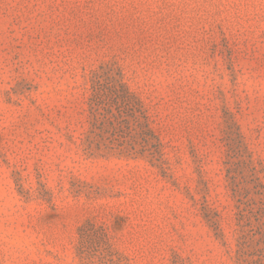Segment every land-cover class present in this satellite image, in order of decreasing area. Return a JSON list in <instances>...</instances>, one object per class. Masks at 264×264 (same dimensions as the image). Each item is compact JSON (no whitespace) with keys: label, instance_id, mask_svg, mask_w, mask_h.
<instances>
[{"label":"rangeland","instance_id":"rangeland-1","mask_svg":"<svg viewBox=\"0 0 264 264\" xmlns=\"http://www.w3.org/2000/svg\"><path fill=\"white\" fill-rule=\"evenodd\" d=\"M98 70L141 97L158 159L84 152ZM225 130L237 181L252 154L264 183V0H0V264H264Z\"/></svg>","mask_w":264,"mask_h":264},{"label":"trees","instance_id":"trees-1","mask_svg":"<svg viewBox=\"0 0 264 264\" xmlns=\"http://www.w3.org/2000/svg\"><path fill=\"white\" fill-rule=\"evenodd\" d=\"M91 96L89 111L91 127L82 139L84 152L90 157L138 159L148 158L151 161L161 155V140L151 125L149 109L141 97L124 81V74L104 70L94 71L90 78ZM227 146L228 178L237 199L238 225L241 235L238 245L246 240V204L250 203L264 218V183L259 176L257 163L252 154L246 159L250 167V178L245 184L237 181L239 167L234 166L233 153L246 150V147L235 146L231 132L224 131ZM241 256L238 257V261Z\"/></svg>","mask_w":264,"mask_h":264}]
</instances>
